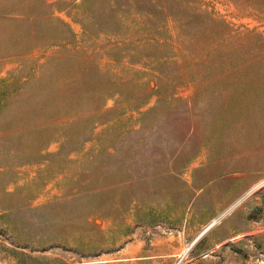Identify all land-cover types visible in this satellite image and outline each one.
<instances>
[{"label": "rangeland", "instance_id": "rangeland-1", "mask_svg": "<svg viewBox=\"0 0 264 264\" xmlns=\"http://www.w3.org/2000/svg\"><path fill=\"white\" fill-rule=\"evenodd\" d=\"M214 220L179 264H264V0H0V264H174Z\"/></svg>", "mask_w": 264, "mask_h": 264}, {"label": "crops", "instance_id": "crops-1", "mask_svg": "<svg viewBox=\"0 0 264 264\" xmlns=\"http://www.w3.org/2000/svg\"><path fill=\"white\" fill-rule=\"evenodd\" d=\"M187 225L189 226V223L187 221L184 222L183 224V228L186 229ZM209 224L207 226H202V231L198 234H196L193 238H191V242L186 244L185 246L183 245V242L181 240L180 236H172L169 238V240H172V246L170 247V249H166V250H161L159 252V256H164L165 258H170L171 261L175 260L174 264H179L181 258L184 256V254H186L188 251L193 250L194 248L197 247V249L200 247V245H198V243L200 242V240L202 238H204V234L207 232ZM187 249V251L184 253V250ZM182 249V250H181ZM215 250V246H210L207 248H199L198 250V259H204L206 256H208L209 253L214 252Z\"/></svg>", "mask_w": 264, "mask_h": 264}, {"label": "bare ground", "instance_id": "bare-ground-1", "mask_svg": "<svg viewBox=\"0 0 264 264\" xmlns=\"http://www.w3.org/2000/svg\"><path fill=\"white\" fill-rule=\"evenodd\" d=\"M215 222H216V220L212 221V222L209 224V226H208V227H210V226L214 225V224H215ZM187 249H188V248H187Z\"/></svg>", "mask_w": 264, "mask_h": 264}, {"label": "water", "instance_id": "water-1", "mask_svg": "<svg viewBox=\"0 0 264 264\" xmlns=\"http://www.w3.org/2000/svg\"><path fill=\"white\" fill-rule=\"evenodd\" d=\"M208 228H210V227H208Z\"/></svg>", "mask_w": 264, "mask_h": 264}]
</instances>
